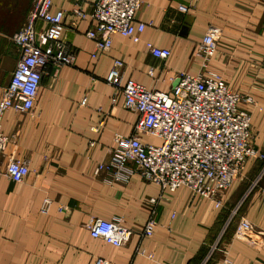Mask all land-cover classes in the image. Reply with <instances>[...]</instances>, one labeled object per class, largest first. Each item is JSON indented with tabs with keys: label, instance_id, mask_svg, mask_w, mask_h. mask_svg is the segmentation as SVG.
I'll use <instances>...</instances> for the list:
<instances>
[{
	"label": "crops",
	"instance_id": "0c3cea01",
	"mask_svg": "<svg viewBox=\"0 0 264 264\" xmlns=\"http://www.w3.org/2000/svg\"><path fill=\"white\" fill-rule=\"evenodd\" d=\"M141 1L136 21L146 28L140 42L114 35L110 51L96 55V42L86 36L95 23L75 14L80 6L76 0H53L52 13L64 12V38L76 60L72 66L48 69L33 113L9 110L3 117L9 143L2 163L27 161L31 173L24 183L0 178V264H94L98 259L108 264H201L220 237L215 259L264 264V177L255 185L263 162H246L242 176L221 195L219 208L187 188L163 193L134 164L121 168L114 162L116 133L130 135L138 116L125 108L123 93L106 81L120 61L122 87L135 80L169 91L178 73H200L196 47L215 29L220 39L209 69L252 101L242 107L252 117V146L264 154V0ZM32 7L33 0H0V87L8 85L16 68L19 49L11 39ZM42 26L37 23V29ZM148 43L170 50V58L152 56ZM103 119L101 132L93 133ZM142 141L162 143L147 135ZM100 166L104 171L97 173ZM46 199L51 205L42 213ZM151 199L158 201L155 213ZM237 209L254 227L252 241L235 237L238 218L228 224ZM114 217L129 227H142L153 217L157 226L152 237L134 235L123 247L91 236L93 219Z\"/></svg>",
	"mask_w": 264,
	"mask_h": 264
},
{
	"label": "built area",
	"instance_id": "2783aa9c",
	"mask_svg": "<svg viewBox=\"0 0 264 264\" xmlns=\"http://www.w3.org/2000/svg\"><path fill=\"white\" fill-rule=\"evenodd\" d=\"M76 1L80 6L75 14L95 23L86 36L96 42V55L110 51L114 35L140 42L139 35L146 28L145 24L136 21L141 0ZM87 5L89 12L85 10ZM52 6L53 0H33L25 25L11 39L19 49L16 68L8 85L0 87V178L6 177L13 183H24L31 170L27 161L15 158L2 163L1 157L9 143V137L2 131L4 115L9 110L19 114L33 113L42 77L48 75V69L72 66L76 60V51L64 38V12L53 14ZM179 9L187 11L184 6ZM38 22L43 24L41 29H37ZM219 39V31L215 29L203 37L196 47V55L201 58L200 73H178L172 78L169 91L149 89L135 80L122 87L123 64L120 61L114 63L106 79L117 93H123L125 108L138 116L130 135L116 133L114 137L113 160L118 167L132 163L143 179L159 185L163 193L187 188L196 198L212 201L216 208L222 205L221 195L242 176L249 159L263 162L255 185L264 177V154L252 146V117L242 107L244 102L252 101L243 99L239 91L228 87L220 74L209 69L217 55ZM147 48L155 58L167 60L171 56L170 50L160 49L152 43H148ZM149 74L154 75L153 71ZM116 101L114 97L113 104ZM104 126L105 119L93 133H100ZM144 135L158 138L162 143H144ZM90 146H95V142ZM104 168L100 166L97 173ZM150 204L155 213L157 199H151ZM50 205L51 201L46 199L42 213H48ZM237 211L231 214L228 224L238 218L235 237L252 241L250 235L254 233V227L247 218L239 217ZM156 226L153 217L142 227H129L124 219L114 217L111 220L93 219L88 229L93 238L123 247L134 235L141 239L152 237ZM220 240L221 237L210 247L201 264H228L224 259H215ZM138 252L144 254L141 249ZM149 258L153 259V256ZM94 264L108 262L98 259Z\"/></svg>",
	"mask_w": 264,
	"mask_h": 264
},
{
	"label": "trees",
	"instance_id": "16d2710c",
	"mask_svg": "<svg viewBox=\"0 0 264 264\" xmlns=\"http://www.w3.org/2000/svg\"><path fill=\"white\" fill-rule=\"evenodd\" d=\"M207 254H208V252H207ZM207 256V255H206ZM205 259V258H204ZM207 264H213L212 262H209V263H207Z\"/></svg>",
	"mask_w": 264,
	"mask_h": 264
},
{
	"label": "rangeland",
	"instance_id": "374dc122",
	"mask_svg": "<svg viewBox=\"0 0 264 264\" xmlns=\"http://www.w3.org/2000/svg\"><path fill=\"white\" fill-rule=\"evenodd\" d=\"M13 28H15V27H13Z\"/></svg>",
	"mask_w": 264,
	"mask_h": 264
}]
</instances>
